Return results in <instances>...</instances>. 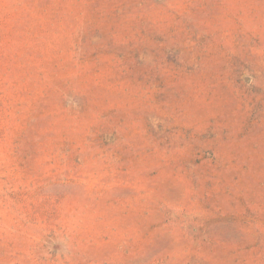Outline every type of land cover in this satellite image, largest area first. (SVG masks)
Instances as JSON below:
<instances>
[{
    "label": "rangeland",
    "instance_id": "rangeland-1",
    "mask_svg": "<svg viewBox=\"0 0 264 264\" xmlns=\"http://www.w3.org/2000/svg\"><path fill=\"white\" fill-rule=\"evenodd\" d=\"M1 35L0 264H264V0H0Z\"/></svg>",
    "mask_w": 264,
    "mask_h": 264
},
{
    "label": "crops",
    "instance_id": "crops-1",
    "mask_svg": "<svg viewBox=\"0 0 264 264\" xmlns=\"http://www.w3.org/2000/svg\"><path fill=\"white\" fill-rule=\"evenodd\" d=\"M7 40L4 41L3 45V39L2 35L0 37V84L2 85L3 81H5L6 75H7ZM3 53H4V62H3Z\"/></svg>",
    "mask_w": 264,
    "mask_h": 264
}]
</instances>
